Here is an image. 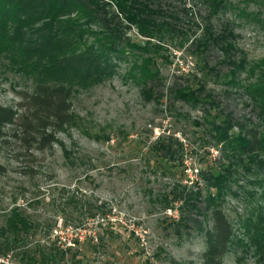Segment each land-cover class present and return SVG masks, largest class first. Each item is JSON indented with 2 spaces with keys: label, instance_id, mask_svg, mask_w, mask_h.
Segmentation results:
<instances>
[{
  "label": "rangeland",
  "instance_id": "1",
  "mask_svg": "<svg viewBox=\"0 0 264 264\" xmlns=\"http://www.w3.org/2000/svg\"><path fill=\"white\" fill-rule=\"evenodd\" d=\"M210 1L155 0V8L177 18L171 23L177 32L173 39L153 40L154 46H149L153 50L142 52L144 58H152L155 78L145 86L153 88L157 101L145 100L144 85L128 77L131 57L130 62H119L103 83L73 90L74 122L57 134L58 143L51 149L20 156L21 149L13 143L0 147V226L5 214L18 206L43 227L37 239L47 238L51 230V240L58 239L63 246L77 240L71 247L86 264H197L200 237L176 231L171 220L178 213L165 211L160 196L170 195L179 182L191 181L179 166L181 152L183 166L198 174L223 165L209 132V122L217 114L210 102L224 116L245 124L256 122V112L240 88L228 85L220 52L210 46L195 54L194 42L205 26L211 24L218 33L228 25L236 35L238 57L244 56L249 65L264 62V0H255L256 4L223 0L228 9L209 19ZM229 5L251 15L259 7L261 16H238ZM126 38L146 46L135 28L126 32ZM128 53V57L141 54L138 50ZM245 77L242 72L238 75L240 85ZM31 83L0 57L1 106L14 107L18 93L30 91ZM199 87L212 99L202 98L196 108L173 98L175 90ZM162 136L170 139L175 159L151 149ZM255 180L240 170L223 205L243 244L247 240L242 239L238 223L261 202ZM193 181H199L202 200L206 187L198 176ZM86 209L96 217L91 219ZM53 230L59 238L53 237ZM243 244L237 241L223 264H264L262 252L245 251Z\"/></svg>",
  "mask_w": 264,
  "mask_h": 264
},
{
  "label": "trees",
  "instance_id": "2",
  "mask_svg": "<svg viewBox=\"0 0 264 264\" xmlns=\"http://www.w3.org/2000/svg\"><path fill=\"white\" fill-rule=\"evenodd\" d=\"M229 6L238 11V16H261L259 7L256 15H251ZM208 7L209 19L228 9L223 0H211ZM172 21H177L176 16L155 8V0H0V57L32 82L30 91L18 93L19 102L14 107L0 105V147L13 143L21 149L20 156L51 149L58 143L57 134L74 122L70 102L73 90L103 83L119 62H130L131 57L128 77L144 85L141 95L145 100L157 101L153 88L145 86L155 78L150 69L152 58L142 55L153 50L149 47L153 40L161 41L164 36L173 39L177 32ZM132 28L146 39V46L126 38ZM235 42L230 26L215 33L210 24L196 38L194 52L202 54L210 46L220 52L228 85L242 90L256 112V122L245 124L224 116L210 102V109L217 114L209 122V132L223 165L197 174L206 187L202 200L199 181L179 182L170 195L160 196L159 200L165 211L178 213L171 220L178 233H196L200 237L202 250L197 264H223L237 241L243 244L223 210L230 183L240 170L254 176V184L261 189V202L238 223L243 229L242 239L247 240L245 251L264 255V62L249 65L244 56L238 57L241 52ZM128 50L141 54L128 57ZM241 72L246 75L243 86L237 79ZM173 98L196 108L202 98L211 100L212 96L199 87L175 90ZM169 140L159 137L151 149L173 160L177 152ZM183 157L181 152L177 160L185 172ZM97 210L101 212L100 207ZM86 211L91 219L96 217ZM42 228L14 206L0 226V264H86L74 247H63L58 239L51 240V230L47 238L37 239ZM74 244H78L77 240Z\"/></svg>",
  "mask_w": 264,
  "mask_h": 264
},
{
  "label": "built area",
  "instance_id": "3",
  "mask_svg": "<svg viewBox=\"0 0 264 264\" xmlns=\"http://www.w3.org/2000/svg\"><path fill=\"white\" fill-rule=\"evenodd\" d=\"M185 172L187 173L188 177L191 179L192 182H193L194 179L196 180V178H197V174H198V171H197L196 169H193V168H187ZM191 181H190V182H191ZM59 228H60V226H59ZM52 233H53V237H57V238H59V237H58V234H57V230H53ZM71 246H73V244L69 241V242H68L67 244H65L63 247H71ZM1 262L3 263V261L0 259V263H1Z\"/></svg>",
  "mask_w": 264,
  "mask_h": 264
}]
</instances>
